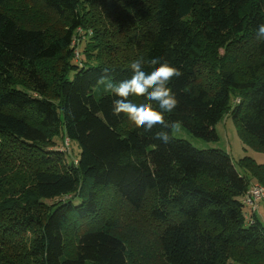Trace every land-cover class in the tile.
<instances>
[{"label": "trees", "instance_id": "16d2710c", "mask_svg": "<svg viewBox=\"0 0 264 264\" xmlns=\"http://www.w3.org/2000/svg\"><path fill=\"white\" fill-rule=\"evenodd\" d=\"M262 22L264 0H0V264H264L231 156L164 145L92 87L163 57L184 73L166 119L211 142L230 116L263 152ZM241 164L264 187V166Z\"/></svg>", "mask_w": 264, "mask_h": 264}, {"label": "clouds", "instance_id": "9594fccd", "mask_svg": "<svg viewBox=\"0 0 264 264\" xmlns=\"http://www.w3.org/2000/svg\"><path fill=\"white\" fill-rule=\"evenodd\" d=\"M256 39L264 41V22L257 25ZM129 73L116 80L112 69L104 67L92 87L109 96L114 118H124L137 129L152 133L160 143L171 144L180 128L179 121L166 119V114L174 113L179 104L171 85L184 73L160 56L130 61Z\"/></svg>", "mask_w": 264, "mask_h": 264}, {"label": "rangeland", "instance_id": "374dc122", "mask_svg": "<svg viewBox=\"0 0 264 264\" xmlns=\"http://www.w3.org/2000/svg\"><path fill=\"white\" fill-rule=\"evenodd\" d=\"M81 45H83V43ZM215 129L218 134V141L207 142L198 139L194 137L191 133H189L182 125H180V128L175 133L174 137L188 141L197 149H201V150L218 149L229 154L233 162L235 163L239 173L241 175H247L252 184L257 183L255 178L253 177V174L251 173L252 174L251 175L249 173L250 171L245 166H243L241 162L245 159H250L254 161L256 165L264 166V151L263 152L256 151L250 147H247L243 143V141L241 140L238 134L237 128L230 116H225L216 125ZM59 147L60 149H64L68 155V158L70 157L71 159L72 157L73 158L76 157V155L79 154L80 152L76 144L69 143V146L67 147L66 143L64 145L63 143H60ZM63 200H65V198H63ZM74 203L76 204L77 202ZM257 216L264 227V201H262L259 205V208L257 210ZM135 232L136 230H133L132 228L127 229V233L131 234L129 240H130V244L132 245V250L134 251H136L137 248L143 247L138 244H135V240L137 237Z\"/></svg>", "mask_w": 264, "mask_h": 264}, {"label": "built area", "instance_id": "2783aa9c", "mask_svg": "<svg viewBox=\"0 0 264 264\" xmlns=\"http://www.w3.org/2000/svg\"><path fill=\"white\" fill-rule=\"evenodd\" d=\"M262 201H264V187L259 183L252 184L247 195L242 200L247 211L245 217L249 224L254 222L253 216L257 213Z\"/></svg>", "mask_w": 264, "mask_h": 264}]
</instances>
